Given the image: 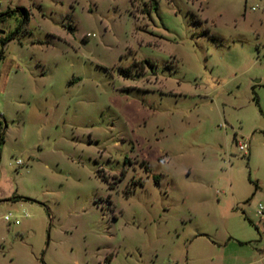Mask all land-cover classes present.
Instances as JSON below:
<instances>
[{
  "label": "rangeland",
  "instance_id": "obj_1",
  "mask_svg": "<svg viewBox=\"0 0 264 264\" xmlns=\"http://www.w3.org/2000/svg\"><path fill=\"white\" fill-rule=\"evenodd\" d=\"M7 8L0 264H264V0Z\"/></svg>",
  "mask_w": 264,
  "mask_h": 264
},
{
  "label": "trees",
  "instance_id": "obj_2",
  "mask_svg": "<svg viewBox=\"0 0 264 264\" xmlns=\"http://www.w3.org/2000/svg\"><path fill=\"white\" fill-rule=\"evenodd\" d=\"M14 12H20V13L23 14V17H24L23 18V22L24 23H26L28 21L29 15H28L27 11L24 8H17L16 10L6 11V13L1 14L0 17H8ZM4 44H5V41H2V45H4ZM2 58H3V55L1 54L0 55V59H2ZM0 126H1V121H0ZM5 128L6 127H4L3 130ZM0 129H1V127H0ZM2 135H3V133L1 134V132H0V144L3 142V136ZM21 199L29 200L28 198H23V197H15V198H13V200H15V201L21 200Z\"/></svg>",
  "mask_w": 264,
  "mask_h": 264
},
{
  "label": "built area",
  "instance_id": "obj_3",
  "mask_svg": "<svg viewBox=\"0 0 264 264\" xmlns=\"http://www.w3.org/2000/svg\"><path fill=\"white\" fill-rule=\"evenodd\" d=\"M237 148H238V150L240 152H243L244 154H247L249 147H248V144L246 142H237ZM263 210H264L263 206L259 205L257 213L262 216L263 215ZM11 218H12L11 214H8V215H6L4 217V220L5 221H10ZM14 223L18 224V221L15 220Z\"/></svg>",
  "mask_w": 264,
  "mask_h": 264
},
{
  "label": "crops",
  "instance_id": "obj_4",
  "mask_svg": "<svg viewBox=\"0 0 264 264\" xmlns=\"http://www.w3.org/2000/svg\"><path fill=\"white\" fill-rule=\"evenodd\" d=\"M12 9H10V8H7V10L6 11H11Z\"/></svg>",
  "mask_w": 264,
  "mask_h": 264
}]
</instances>
